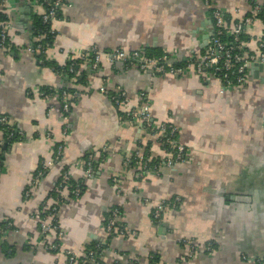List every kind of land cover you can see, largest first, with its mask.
Listing matches in <instances>:
<instances>
[{
  "label": "crops",
  "instance_id": "obj_1",
  "mask_svg": "<svg viewBox=\"0 0 264 264\" xmlns=\"http://www.w3.org/2000/svg\"><path fill=\"white\" fill-rule=\"evenodd\" d=\"M216 2L234 20L251 12L249 0ZM62 3L46 50L47 61L59 65L92 45L127 52L165 50L183 61L204 51L213 29L202 0ZM0 12L8 23V40L0 47V116L23 132L4 151L0 170V264H69L66 252L79 258L94 241L106 245L100 254L103 264H252L264 257V67L256 72L251 67L242 87L222 94L214 81L197 75H154L121 62H102L97 69L81 62L68 79L40 65L37 53L28 50L34 43V16L42 12L38 5L3 0ZM261 24L256 21L249 31L250 50L262 34ZM81 71L85 83L75 84ZM42 87L80 92L71 103L65 136L60 99L40 95ZM116 89L126 97L119 106L109 96ZM144 100L154 124L177 128L187 158L138 178L124 167V156L138 149L149 150L155 160L165 154L149 131L125 115ZM58 143L64 148L54 159ZM104 146L110 151L102 156ZM86 153L93 154L96 166L83 179ZM50 160L47 172L30 187L39 162ZM64 167L69 177L83 179L85 188L60 204L57 220L63 235L59 249L49 251L40 245L35 214ZM174 196L180 203L154 223V204ZM115 207L123 234H108L104 228ZM6 222L10 226L5 228ZM183 239L200 246L195 255L187 256ZM208 241L214 248L206 253L201 247Z\"/></svg>",
  "mask_w": 264,
  "mask_h": 264
},
{
  "label": "built area",
  "instance_id": "obj_2",
  "mask_svg": "<svg viewBox=\"0 0 264 264\" xmlns=\"http://www.w3.org/2000/svg\"><path fill=\"white\" fill-rule=\"evenodd\" d=\"M32 1L42 9L41 14L39 15L40 20L44 26L48 27V30L39 31L37 28L35 30L33 29L32 32L35 31V33H33L34 43L32 46L28 47V50L30 52H36L37 55L41 53L42 57H38V62L40 65H43L44 60L46 59V50L50 47L55 36L52 22L58 15V10L63 3L62 0ZM202 2L210 13L213 29L207 40L204 51L198 56H190L186 58L184 62L179 63V60L174 59L173 56L165 50H162L160 55L149 56L138 50L130 52L124 51L120 48L102 50L96 45H92L85 51L81 52L76 59L68 61L67 70L61 65L58 68H51V70L57 75L66 76L67 72H72V70L79 64V61L85 62L92 69H97L102 62L111 64L121 62L125 67H135L140 71H148L154 75L172 77H178L187 73L197 75L201 81H214L218 85L220 94H222L227 88L242 87L247 82L249 69L252 65L254 63L264 65V22L256 17L261 7L264 5V0L262 3H258V0H249L251 4L250 14H246L237 20L227 17L226 13L217 4L216 0H202ZM2 6L3 0H0V11ZM256 21H261L262 23V34L257 41L255 49L250 50L247 46L249 40H240V35H248ZM224 35L232 37L231 40L224 41L222 39ZM7 40L8 23L0 18V47L6 45ZM244 47L246 49H244ZM101 90L105 91L103 87ZM38 93L40 95H57L59 97L61 113L64 119L62 133L65 136L69 129L67 119L71 103L74 99H77L80 96V92L76 89L68 91L67 89L47 87L45 90L39 89ZM109 96L114 105L117 106H119L126 98L122 89H116L115 92L111 93ZM125 115L131 121L137 122L139 127L146 131L149 129L150 135L156 138L165 152L164 157L160 160H155L150 155L149 150L141 149L136 150L130 155L124 156L122 162L124 167L134 170L138 178H143L147 172L151 171L158 173L162 167L173 168L174 166L185 162L187 158L186 149L178 139L177 128L167 122L154 124L150 115L149 104L146 100L140 103L137 107L127 111ZM0 124H8L5 116H0ZM19 133L22 134V131H19ZM10 136L11 133L8 134V137ZM2 145L3 139L0 137V153L2 151ZM63 148V143H58L56 145L53 156L54 159H58L61 156ZM108 151H110V147L104 146L101 148L100 152L105 154ZM93 159V154L90 153L87 157L86 167L83 170V179L94 173L93 167L91 166ZM52 160L46 162L42 161L43 168H47ZM38 174L40 176L41 172ZM67 177L68 171H64L60 185H64ZM40 178L36 176L33 177L30 182V187L35 186ZM112 181L113 183H116V177H113ZM30 189L31 188L26 189V195ZM80 191L81 188L78 185L70 190L75 196L79 195ZM63 192L65 193L63 196H68L69 192L66 187H64ZM180 200L179 196H174L170 199L157 201L151 211L152 221L154 223H159L162 220L164 212L168 209L176 208L180 203ZM42 204L40 211L50 210L51 213L46 215L43 219L36 216L40 226V245L49 251H57L59 249V240L63 235L57 220L58 209L56 210V206L58 200L56 198H48ZM119 215L120 209L118 207L113 208L109 212L104 227L106 233H124V230L118 225ZM9 225L10 223H8V226ZM181 242L187 246V256L189 257L195 255L200 249V246L193 239H183ZM213 248L214 243L211 241L204 243L201 247L206 253L211 252ZM98 250L99 249H97V254L96 251L92 249L84 251L83 255L79 258L74 257L70 252H66V259L69 264H84L85 262L89 264H102L100 259L101 253H98ZM252 264H264V257L252 259Z\"/></svg>",
  "mask_w": 264,
  "mask_h": 264
},
{
  "label": "trees",
  "instance_id": "obj_3",
  "mask_svg": "<svg viewBox=\"0 0 264 264\" xmlns=\"http://www.w3.org/2000/svg\"><path fill=\"white\" fill-rule=\"evenodd\" d=\"M247 14H250V13H247ZM226 16L229 17V15H227V14H226ZM256 17H257L258 19H260L261 21L264 22V5L261 7V9H260V11L258 12V14L256 15ZM0 18H1V19H5L4 16H3V14H1V12H0ZM36 28H37L39 31H40V30H44V31H47V30H48V27L44 26V25L41 23V20H40V16H39V15L34 16V19H33V29L35 30ZM33 33H35V31H34ZM231 38H232V37L227 36V35H224V36L222 37V39H223L224 41H229V40H231ZM48 39H49V37H48ZM240 40H242V41H247V40H249V36L246 35V34H241V35H240ZM50 41H51V38H50ZM244 49H246V48L244 47ZM161 53H162V50H158V51H157V50H152V52L149 51V52H147V53H145V54H147V55H149V56H157V55H160ZM37 56H38L39 58L42 57V56H41V53H40L39 55H37ZM78 61H79V60H78ZM182 62H184V60H183V61H180L179 63H182ZM80 63H81V61H79V64H78V65L72 70V72H67V75H66L67 77H66V78L70 79V78L74 77V76L77 74L78 67H79ZM67 64H68V63H66L65 65H61V66H63V67L67 70ZM43 65H49L50 68H58V67L60 66L59 64H56L55 62L51 63V62L47 61V59L44 60ZM84 80H85V73H84L83 71H81V73H79V75H78L77 81H75V84H84V83H85ZM41 89L45 90V89H47V87H42ZM61 89H67L68 91H72V90H74V89H71V88H65V87H63V88H61ZM0 131H1V136H0V137H2V139H3L2 151H1V153H0V160H1V167H2V161H3L4 151H5V150L7 149V147H8L10 144H12L13 142L18 141V140H21V139L23 138V132H22V134H20L19 131H21V130H19L18 128L14 127V126H12V125H10V124H7V125H1V124H0ZM148 131H149V129H148ZM10 133H11V136L8 137V134H10ZM89 154H90V153H86V154L82 157V159H83V161H84V162H83V168L86 167V161H87V157H88ZM102 156H103V154H102ZM95 163H96V162H94V161L91 162V166L93 167V170H94V168H95V166H96ZM65 170H66V167H64V168L61 170L60 175H59V177H58V180L55 182V184H54L52 190L48 193L46 199L43 200V202H44V201L47 200L48 198H56V199L58 200V204H57V206H56V210L59 208V206H60L61 203H64V202L67 201L68 199L79 197V196L83 193L84 188H85L84 180H83V179L74 180L73 178H71V177H69V176L67 177V180L65 181L64 185H63V186L60 185L61 177L63 176V172H64ZM39 172H41V175H40V176H39V174H38ZM46 172H47V168H43V166H42V161H40V162H39V165H38V167H37V169L35 170V172H34V174H33V176H34V177L36 176V177L40 178V177H42ZM76 185H78V186L81 188V191H80L79 195H77V196L73 195V194L70 192V190H72V188H74ZM61 186H62V187H61ZM64 187H66V189H67L68 192H69V193H68V196H63V195H62V192H63V190H64ZM43 202H42V203H43ZM42 203L39 205L40 210H41L42 205H43ZM54 212H55V211H54ZM49 213H51L50 210H45V211H42V212L40 211L39 214H36L35 216H38L40 219H43V218H44L46 215H48ZM106 219H107V216H106ZM105 223H106V220L104 221V224H105ZM2 224H3L2 226H5V228H6V226L8 227V222H6V223H2ZM2 226H1V227H2ZM9 226H10V225H9ZM38 227H39V231H40L39 223H38ZM2 231H3V230H2ZM99 243H100V242H98V241H94L90 246L86 247L85 251H88V250L92 249V250H95V251H96V254H97V249H99V250H98V253H99V252L101 253V250H102L106 245H105V244H102V243L99 244ZM101 263H102V261H101ZM84 264H89V263L85 262ZM102 264H103V263H102Z\"/></svg>",
  "mask_w": 264,
  "mask_h": 264
},
{
  "label": "water",
  "instance_id": "obj_4",
  "mask_svg": "<svg viewBox=\"0 0 264 264\" xmlns=\"http://www.w3.org/2000/svg\"><path fill=\"white\" fill-rule=\"evenodd\" d=\"M263 67H264L263 64H257V63H254V64L252 65V71H253V72H256L257 70L262 69Z\"/></svg>",
  "mask_w": 264,
  "mask_h": 264
}]
</instances>
